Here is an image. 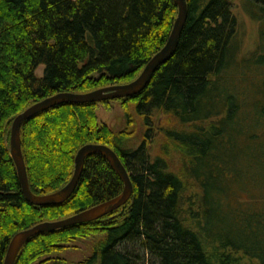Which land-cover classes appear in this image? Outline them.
<instances>
[{
    "label": "trees",
    "instance_id": "obj_1",
    "mask_svg": "<svg viewBox=\"0 0 264 264\" xmlns=\"http://www.w3.org/2000/svg\"><path fill=\"white\" fill-rule=\"evenodd\" d=\"M233 1L186 0L172 57L142 92L110 100L120 102L122 129L98 122L97 103L62 104L22 124L32 193L63 187L86 144L116 153L133 193L97 220L31 237L14 264H264V26L243 61L254 80L246 81L234 57ZM242 1L264 24V0ZM176 16L174 0H0V264L17 232L123 188L107 161L92 154L65 202L29 204L9 153L14 117L56 93L132 81L165 45ZM76 239L90 241L85 259L50 256Z\"/></svg>",
    "mask_w": 264,
    "mask_h": 264
},
{
    "label": "water",
    "instance_id": "obj_2",
    "mask_svg": "<svg viewBox=\"0 0 264 264\" xmlns=\"http://www.w3.org/2000/svg\"><path fill=\"white\" fill-rule=\"evenodd\" d=\"M177 16L165 45L144 65L132 81L99 88L87 93L60 92L41 99L17 114L11 122L9 133V153L15 165L18 183L26 202L34 206L60 205L74 192L81 177L84 159L92 154L102 156L122 181V191L103 202L57 221L41 222L17 232L10 240L3 264H14L21 247L33 236L43 232L97 220L123 206L132 196L133 187L130 177L116 153L106 145L86 144L78 149L74 157L73 173L69 181L55 192L37 195L30 191L20 147L22 124L38 113L62 104L98 103L135 96L142 92L154 72L174 54L181 32L184 28L188 9L186 0H174Z\"/></svg>",
    "mask_w": 264,
    "mask_h": 264
},
{
    "label": "rangeland",
    "instance_id": "obj_3",
    "mask_svg": "<svg viewBox=\"0 0 264 264\" xmlns=\"http://www.w3.org/2000/svg\"><path fill=\"white\" fill-rule=\"evenodd\" d=\"M251 5L244 3L242 0H234L232 12L237 19V34H236V48L234 51V57H236V66L238 68L239 63L245 62L248 56L257 47L259 43V32L263 22L255 21L250 17L247 11H253ZM246 63V62H245ZM245 63L243 65L245 66ZM250 67H244V71L247 72L246 81L251 77L253 80V74H249ZM43 72V66L40 65L35 70V75L40 77ZM252 72V71H251ZM250 72V73H251ZM254 81V80H253ZM244 82V81H242ZM95 113L100 124L107 125L108 127L119 130L125 125V118L122 107L119 101H108L107 103H97L95 106ZM91 252V246L89 239L82 240L76 239L71 243L65 245L64 249L51 253V257H61L70 262H77L85 259ZM46 258V256L42 257Z\"/></svg>",
    "mask_w": 264,
    "mask_h": 264
}]
</instances>
